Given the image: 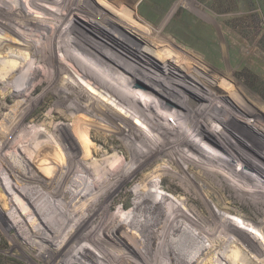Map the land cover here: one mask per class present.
<instances>
[{"label":"bare ground","instance_id":"bare-ground-1","mask_svg":"<svg viewBox=\"0 0 264 264\" xmlns=\"http://www.w3.org/2000/svg\"><path fill=\"white\" fill-rule=\"evenodd\" d=\"M134 1L0 0V126L11 128L0 140L21 154L0 161L1 206L42 253L55 254L46 241L109 262L110 232L126 264H264V171L222 124L240 111L188 63L150 41L161 62L140 55L97 15L134 28ZM8 49L29 55L26 70ZM130 192L131 214L116 208Z\"/></svg>","mask_w":264,"mask_h":264},{"label":"rangeland","instance_id":"rangeland-1","mask_svg":"<svg viewBox=\"0 0 264 264\" xmlns=\"http://www.w3.org/2000/svg\"><path fill=\"white\" fill-rule=\"evenodd\" d=\"M114 1L121 2V0ZM134 2L133 6L128 8L134 13V16L128 18L130 25H136L134 28L131 27L132 29L127 25L113 21L115 14L109 17L102 8L96 9L97 15L109 22L112 25L111 30L125 38V42L140 55L156 59L158 63L161 62L152 51L143 47V45L146 46L145 42L150 41L161 46L177 60L185 61L191 69L208 79L209 84L218 90V95L228 98L231 110L232 108L235 110V107L240 111L238 114H232L230 119L228 118L230 121L222 119V124L231 134L245 143L246 148L244 147V149L260 160V166L264 171V0H135ZM117 3L112 2L111 7L118 9ZM133 30L143 37L144 41L138 39L142 45L129 39L128 35L133 34ZM99 37L108 44L109 50L113 51V47L117 49L116 45L108 41L107 38L101 35ZM19 52L15 49H8L4 54L8 57H18L16 58L18 62H26V65L21 62L25 67L23 64L20 65L26 70V66L32 60L26 52ZM0 60H3V57H0ZM200 62H206L209 68H203ZM179 64L185 66L183 63ZM29 70L32 72V69ZM44 114L45 111L40 110L37 117ZM159 118L167 121L161 116ZM39 123L40 121L37 125ZM233 124L251 135L250 137L256 143L247 141L235 132L237 130L232 127ZM10 129L4 131L0 126V136L5 138ZM2 143L3 140H0V161L7 167L4 156H11V153L17 156H21V154L17 148L3 150ZM6 160L9 161L7 157ZM22 160L27 164L24 158ZM10 162L12 163V160ZM247 170L251 172L249 169ZM4 176H2L3 180L7 177ZM136 193L130 192L128 196L122 197L121 201L124 202H118L116 208L125 204L126 211L128 210L127 212L131 214L134 210L131 203ZM1 194L3 197L8 196L9 198L5 190H2ZM165 194L173 198L171 193L165 192ZM27 226L29 225L24 227ZM101 237L106 238L108 242L111 240L109 243L112 245L110 248L113 249V252L105 253L109 262L98 257L100 264H126L125 259L114 252L119 248L118 239L116 240L110 232L108 237L103 234ZM20 238L13 227V220L8 217L0 203V264H93L90 261L85 262L84 258L67 251L57 255L59 251L56 249L61 247L49 246L46 241L44 243L48 245L49 249L55 250L56 256L52 252L50 254L42 253ZM32 238L35 239V235ZM83 242L90 241L85 239ZM134 244L139 245L140 242L134 241ZM69 245L72 246V243ZM200 246V244L194 246L192 251L195 252ZM130 252L133 254L132 251ZM251 255L241 256L248 259V262L251 261L250 264H255L256 259L253 254ZM135 256L138 259L142 258ZM210 257L215 259L214 255L209 254L206 258L202 257L203 260L199 264H204ZM262 257L264 258V255L259 256V259H263ZM182 263L183 261L179 262V264Z\"/></svg>","mask_w":264,"mask_h":264}]
</instances>
